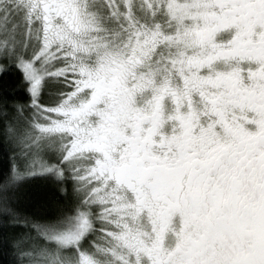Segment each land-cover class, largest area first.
I'll return each mask as SVG.
<instances>
[{
  "label": "snow or ice",
  "instance_id": "1",
  "mask_svg": "<svg viewBox=\"0 0 264 264\" xmlns=\"http://www.w3.org/2000/svg\"><path fill=\"white\" fill-rule=\"evenodd\" d=\"M9 64L20 264H264V0H0ZM29 179L55 214L17 207Z\"/></svg>",
  "mask_w": 264,
  "mask_h": 264
},
{
  "label": "trees",
  "instance_id": "2",
  "mask_svg": "<svg viewBox=\"0 0 264 264\" xmlns=\"http://www.w3.org/2000/svg\"><path fill=\"white\" fill-rule=\"evenodd\" d=\"M30 96L24 83V74L15 64H9L6 72H0V176L8 173L14 163L15 151L3 133L7 120L15 115V104H29ZM15 203L22 213L30 215H53L62 198L56 186L45 179H29L15 193ZM24 229L13 228L0 220V264H20L13 241Z\"/></svg>",
  "mask_w": 264,
  "mask_h": 264
},
{
  "label": "rangeland",
  "instance_id": "3",
  "mask_svg": "<svg viewBox=\"0 0 264 264\" xmlns=\"http://www.w3.org/2000/svg\"><path fill=\"white\" fill-rule=\"evenodd\" d=\"M45 98H47V97H45Z\"/></svg>",
  "mask_w": 264,
  "mask_h": 264
}]
</instances>
